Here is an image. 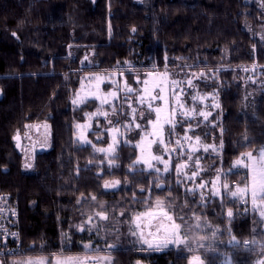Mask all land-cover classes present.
I'll list each match as a JSON object with an SVG mask.
<instances>
[{
    "label": "trees",
    "instance_id": "16d2710c",
    "mask_svg": "<svg viewBox=\"0 0 264 264\" xmlns=\"http://www.w3.org/2000/svg\"><path fill=\"white\" fill-rule=\"evenodd\" d=\"M261 17L253 0H0V192L19 205V252L59 243L64 230L68 241H80L77 225L103 213L98 241L114 243L115 263L189 264L200 256L203 264H219L225 255L233 264H256L264 256V229L255 208L227 194L187 190L176 157L170 171L157 175L134 164L131 142L122 141L111 161L80 144L75 124L82 115L72 97L90 73L121 70L129 83L153 71L215 73L206 89L216 90L220 117L196 134L216 148L202 158L210 176L244 185L247 171L233 161L264 146ZM28 124L42 127L49 143L28 153L25 164L14 137ZM113 178L119 186L104 189ZM158 199L188 242L151 253L132 245L129 222ZM197 223L214 233L200 235ZM257 236L260 243L250 241Z\"/></svg>",
    "mask_w": 264,
    "mask_h": 264
},
{
    "label": "rangeland",
    "instance_id": "374dc122",
    "mask_svg": "<svg viewBox=\"0 0 264 264\" xmlns=\"http://www.w3.org/2000/svg\"><path fill=\"white\" fill-rule=\"evenodd\" d=\"M253 2L262 14L258 25L263 27L264 35V0H253ZM85 61L91 63V51L85 54ZM214 75L215 73L211 72L207 74L190 71H153L148 72L143 78L134 76L133 83H129L125 72L121 70L85 74L72 97L73 105L82 115L81 120L75 124V138L80 144L91 145L96 152L103 154L109 161L122 141L131 142L138 150L134 164L146 171H153L157 175H164L170 171L172 158L176 157L178 162L175 172L178 180L187 190L196 191L202 196L222 197L227 194L232 198L241 199L246 206L253 208L251 165L254 161L249 160L246 154L251 153L253 157L259 159L264 146L256 152H247L233 161L234 169L245 168L247 171V183L241 186H232L219 174L210 176V165L206 164L202 158L208 151V147L216 148L214 143L207 144L201 135L196 134L200 131V126H213L220 117L217 92L214 88L206 89L212 85ZM156 109H160V112L157 113ZM36 126L38 125L28 124L25 131L28 134H34ZM35 137L41 145L49 143L46 131L40 126ZM28 153L27 146L25 147V164L29 161ZM166 167L167 170H165ZM106 184L112 186L105 187ZM159 184L162 185V183ZM224 185H227V188ZM245 185L249 188L247 194L242 197L231 195L233 191L242 189ZM102 186L106 190H115L119 186V180L107 179ZM255 209L260 215L264 205L257 200ZM156 212L171 216L170 210L160 199L132 215L129 227L132 235L131 243L135 248L147 247L151 253H162L170 246L178 245L169 243L167 246L157 247V245H163V241H160L149 247L147 243H144V240H149V236L144 231V221ZM138 216L139 220H137ZM100 218H102L101 215H87L76 227L78 240L98 241L101 236ZM262 221L264 229V217ZM153 228L160 230L157 235H154L156 237L169 240L174 238L170 223L163 218H158ZM196 228L197 232L203 236L213 232L203 223H197ZM176 235L185 241L184 244L188 242L187 233L182 226ZM70 237L67 230L60 231L59 242H67ZM262 240V236L250 239L251 242L254 241L253 243H260ZM261 261H264V256L257 260L256 264H260ZM14 262L10 259L6 261L7 264H15ZM219 264L233 263L228 256L223 255Z\"/></svg>",
    "mask_w": 264,
    "mask_h": 264
},
{
    "label": "flooded vegetation",
    "instance_id": "af4514ba",
    "mask_svg": "<svg viewBox=\"0 0 264 264\" xmlns=\"http://www.w3.org/2000/svg\"><path fill=\"white\" fill-rule=\"evenodd\" d=\"M37 132L38 126L34 128V134H28V132L25 131L20 135V151L25 150V147L28 146L30 157L34 156L39 146H41L38 138L35 137ZM26 136H28L29 139L28 137L26 139ZM158 218H163L164 221L171 224L163 212L152 214L147 219L150 221L146 225L145 222L147 220L144 221L145 234L149 236V240L152 241L153 244L165 240L164 237L159 238L154 236L160 231L158 228H153ZM85 245H88V247H85ZM112 245H114V243L105 241L53 242L51 245L45 242L32 243L29 247L21 249L16 255L3 258L0 260V264H7L6 261L8 259L14 260L15 264H49V262H51V264H57V260L62 261L68 256L80 257L81 259L86 258V264H118L114 262L110 255L111 251H113ZM134 264H136V262H134Z\"/></svg>",
    "mask_w": 264,
    "mask_h": 264
},
{
    "label": "snow or ice",
    "instance_id": "6c2138e0",
    "mask_svg": "<svg viewBox=\"0 0 264 264\" xmlns=\"http://www.w3.org/2000/svg\"><path fill=\"white\" fill-rule=\"evenodd\" d=\"M113 95H115V93H113ZM157 113L160 112V109H156ZM170 123V121H167ZM247 158L249 160H253L254 164L251 165L252 168V177H251V197H252V204H253V208L257 207V200L260 201V203L262 205H264V150H261L260 152V156L259 159L253 157L251 155V153L246 154ZM158 159V157H157ZM237 163H241V161H237ZM149 167H151V165H149ZM246 167H248V165H246ZM167 170V167L166 169ZM118 183V182H117ZM112 185H108L106 184L105 187H109ZM225 188H227V185H224ZM249 191L248 185H245L244 188L240 189L238 188L236 191H233L231 193V195L233 197H242L243 195L247 194V192ZM101 215L102 218H106L103 217V213L99 214ZM141 215H145V214H141ZM167 218V220H169L171 222L170 224V229L173 233V239H165L163 241V245H157V247L159 246H167L169 243H175V244H184L185 241L180 239V237L178 235H176V233L179 231L181 225L176 224L171 216H167V214H164ZM228 217H232L233 212L231 209L228 210L227 212ZM260 215L261 217H264V209H262L260 211ZM140 217H137V220H139ZM234 239V238H233ZM254 242V241H253ZM144 243H147L149 245V247L153 246V242L149 241V240H144ZM245 244L249 243L248 241L244 242ZM85 247H88V245H85ZM49 264H51V262H49ZM57 264H86V258L85 259H81L80 257H73V256H68L65 257L62 261L61 260H57ZM189 264H203V261L200 259L199 256H194L192 258V260L189 262ZM260 264H264V261H261Z\"/></svg>",
    "mask_w": 264,
    "mask_h": 264
},
{
    "label": "built area",
    "instance_id": "2783aa9c",
    "mask_svg": "<svg viewBox=\"0 0 264 264\" xmlns=\"http://www.w3.org/2000/svg\"><path fill=\"white\" fill-rule=\"evenodd\" d=\"M20 211L17 199L0 192V260L20 250Z\"/></svg>",
    "mask_w": 264,
    "mask_h": 264
},
{
    "label": "water",
    "instance_id": "95a60500",
    "mask_svg": "<svg viewBox=\"0 0 264 264\" xmlns=\"http://www.w3.org/2000/svg\"><path fill=\"white\" fill-rule=\"evenodd\" d=\"M14 140H15V142H16V147H17V149L20 150V142H19V140H20V135H16V136L14 137ZM44 149H46V146H45V145H41V146H39V148H38L39 151H42V150H44ZM149 221H150V220H147V221L145 222V225L148 224Z\"/></svg>",
    "mask_w": 264,
    "mask_h": 264
}]
</instances>
